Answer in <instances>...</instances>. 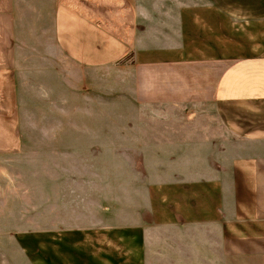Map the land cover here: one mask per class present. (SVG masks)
<instances>
[{
  "label": "crops",
  "instance_id": "obj_1",
  "mask_svg": "<svg viewBox=\"0 0 264 264\" xmlns=\"http://www.w3.org/2000/svg\"><path fill=\"white\" fill-rule=\"evenodd\" d=\"M0 185L31 264H264V0H0Z\"/></svg>",
  "mask_w": 264,
  "mask_h": 264
},
{
  "label": "rangeland",
  "instance_id": "obj_2",
  "mask_svg": "<svg viewBox=\"0 0 264 264\" xmlns=\"http://www.w3.org/2000/svg\"><path fill=\"white\" fill-rule=\"evenodd\" d=\"M70 112L72 113L71 110ZM72 126L74 127V129H71V125H70V135H69L70 137L69 147L70 148L77 147L76 140L71 139L72 136H75V134H72L71 132L76 131L75 127L77 126L75 125V123H73ZM85 130H88L89 132L92 131L91 129H85ZM99 132L102 135L108 134L109 124L107 121L102 122ZM104 141L105 140H103V142ZM90 142L92 141H89V143ZM105 142L107 143V140ZM87 143L88 142L85 140L86 146H87ZM38 147L45 148L46 146H44V144L39 142ZM87 151L89 152V155L87 157L82 158L80 156L78 157L77 155H72V154H69L68 158L63 157L64 163L68 164L69 171L67 172V179H69L70 181L75 182V180L78 179V172L76 171V165L78 163H83V162L96 163V164H103V163L107 164L108 163L109 156L107 154L96 153V150H92V148H89V150ZM51 158H57V157L32 156V155L29 156L26 154V155L21 156V158L14 157V158L5 159L4 160L5 162L2 161V163L13 167L18 164L27 165L30 163H37V164L47 163V162H50L49 159ZM14 174L15 173L13 171L1 173V175L4 176L5 180H8V179L12 180ZM19 174H21V179H28V176H29L28 173H19ZM37 178L40 180L43 179L44 178L43 173H38ZM1 185H0V264H31L28 256L23 250V247H22L23 245L21 244H22V241L24 242L28 240L29 238H32V239L35 238L34 235L27 236L26 233L35 232L36 230H39V229H42L43 231L45 222H49V221L44 220L43 218L44 217V213H43L44 203L36 204L37 208L41 209V218L35 219L34 214L31 216L29 209H33L34 204H28L26 202L21 205L22 206L21 218L14 219L11 213L6 214L8 212V208L9 210L12 209L13 199H12V194H10L12 193V188H10L11 186L9 187L8 185H6V187H2L3 185L2 186ZM21 190H22V193L24 191L25 193L30 192V189L27 183H24L22 185ZM39 190L43 191L44 189L42 188ZM69 190L75 191L76 189L70 188ZM75 200L73 201V205H71L74 208L76 207ZM71 214L72 216H76L74 212ZM21 233H25V234H21ZM36 239L41 240V242H43V236H38Z\"/></svg>",
  "mask_w": 264,
  "mask_h": 264
}]
</instances>
